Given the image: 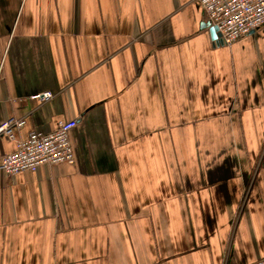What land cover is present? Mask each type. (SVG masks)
I'll use <instances>...</instances> for the list:
<instances>
[{
    "label": "crops",
    "instance_id": "0c3cea01",
    "mask_svg": "<svg viewBox=\"0 0 264 264\" xmlns=\"http://www.w3.org/2000/svg\"><path fill=\"white\" fill-rule=\"evenodd\" d=\"M205 23L198 0H0V124L76 121L74 164L0 172V264L264 258V28Z\"/></svg>",
    "mask_w": 264,
    "mask_h": 264
},
{
    "label": "built area",
    "instance_id": "2783aa9c",
    "mask_svg": "<svg viewBox=\"0 0 264 264\" xmlns=\"http://www.w3.org/2000/svg\"><path fill=\"white\" fill-rule=\"evenodd\" d=\"M207 21L217 29L224 45L264 28V0H198ZM50 92L36 94L30 100L48 101ZM24 120L8 118L0 124V136L14 142L11 153L0 159V172L14 177L34 171L40 166L74 164L70 132L76 121H59L55 130L44 133L30 131L25 140H15V132L24 126ZM251 264H264V258Z\"/></svg>",
    "mask_w": 264,
    "mask_h": 264
},
{
    "label": "water",
    "instance_id": "95a60500",
    "mask_svg": "<svg viewBox=\"0 0 264 264\" xmlns=\"http://www.w3.org/2000/svg\"><path fill=\"white\" fill-rule=\"evenodd\" d=\"M202 27H208L210 32V38L214 42L215 45H222V39L220 34L217 32V29L210 25V23H205L201 25Z\"/></svg>",
    "mask_w": 264,
    "mask_h": 264
}]
</instances>
